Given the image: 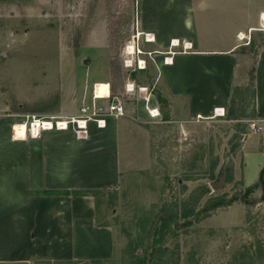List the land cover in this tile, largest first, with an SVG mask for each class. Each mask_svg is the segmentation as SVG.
<instances>
[{
	"label": "rangeland",
	"instance_id": "obj_1",
	"mask_svg": "<svg viewBox=\"0 0 264 264\" xmlns=\"http://www.w3.org/2000/svg\"><path fill=\"white\" fill-rule=\"evenodd\" d=\"M135 2L0 0V126L13 128L21 120L17 116L26 114L76 112L82 91L92 94L93 82L119 87V72L125 84L118 100L126 112L138 105L147 109L157 98L152 89L156 61L143 35L137 37ZM216 18L224 20L226 15ZM216 28L214 37L228 34ZM128 46L134 48L131 54ZM139 60L145 61V69L138 68ZM142 87L147 90L140 91ZM250 110L246 107L245 115ZM161 114L147 123L149 130L123 119L129 125L120 134L119 186L97 194L99 220L114 230L113 256L40 264H130L134 252L141 254L152 243L154 223L169 224L157 236V244L167 250L162 264H264V199L259 192L244 198L241 180V142L251 133L249 123L231 122L227 115L195 122L194 116L177 127L164 123ZM183 130L187 140L182 139ZM219 182L221 188L215 189ZM200 186L209 192L198 210L208 198L222 194L236 201L178 228L194 220L195 215L179 219V214ZM173 215L175 219L161 221Z\"/></svg>",
	"mask_w": 264,
	"mask_h": 264
},
{
	"label": "crops",
	"instance_id": "obj_2",
	"mask_svg": "<svg viewBox=\"0 0 264 264\" xmlns=\"http://www.w3.org/2000/svg\"><path fill=\"white\" fill-rule=\"evenodd\" d=\"M135 13L137 32L154 36L144 37L156 61L157 98L149 107L162 109L164 123L179 127L194 116H212L215 108L228 111L235 88L253 82L255 118L230 121L264 125V44L257 41L264 36V0H136ZM221 13L226 19L216 18ZM213 27L228 31L219 44ZM79 95L76 112L66 115L92 99L88 89ZM129 111L106 117L104 127L90 123L87 137L71 130L15 137L12 124L0 126V264L113 256L114 230L99 220L97 194L119 186L120 134L129 125L123 119L148 130L147 123L157 120L145 106ZM241 162V180L249 187L264 166V130L243 139Z\"/></svg>",
	"mask_w": 264,
	"mask_h": 264
},
{
	"label": "trees",
	"instance_id": "obj_3",
	"mask_svg": "<svg viewBox=\"0 0 264 264\" xmlns=\"http://www.w3.org/2000/svg\"><path fill=\"white\" fill-rule=\"evenodd\" d=\"M251 41V45H252ZM264 44V38L262 39L260 45ZM253 46V45H252ZM254 54H257V51L254 50ZM121 79L119 82V87L116 85L111 84V98L110 100H114L116 97L124 96V75H121L119 72V75L117 76ZM123 80V81H122ZM122 87V88H121ZM121 88V89H120ZM254 84L253 82H250L246 86H240L235 88L231 105L228 108L227 111V118L229 120H242V119H250L255 118L256 112L254 107ZM160 102H163V99L158 97ZM239 102L237 105L236 103ZM251 106V110L249 115L246 114V107ZM245 116H248L244 118ZM209 190L206 186H200L196 188L194 191L191 192L189 199L186 200L185 204L183 205V209L179 214V219H188L190 216L192 217L195 215L194 220L189 219L187 222H183V224L179 225V227H185V226H191L194 222H199L201 219H204L205 217L211 215L214 211H216L219 208L226 207L231 205L234 201H236V198H226L225 194L214 196L208 198L204 206L198 210V206L202 199L208 194ZM260 193L262 199H264V166L261 168L259 172L258 180L251 186L246 187L245 190V196L247 199V196L252 193ZM248 200V199H247ZM246 200V201H247ZM163 219L161 221H165L168 219H175V215L171 216V218H167L165 216L162 217ZM160 222V221H159ZM153 230H151L149 233H152V243L148 246L144 247L141 254H138L137 252H134L133 259L130 261V264H162V255H164L165 252H167L166 248L159 246L157 244V236L159 234H162L166 231V229H169V224H162L160 223L153 225ZM139 245H142L140 243ZM137 244V246H139ZM158 245V246H157ZM136 246V245H135ZM133 248V250H137V246ZM135 250V251H136Z\"/></svg>",
	"mask_w": 264,
	"mask_h": 264
},
{
	"label": "built area",
	"instance_id": "obj_4",
	"mask_svg": "<svg viewBox=\"0 0 264 264\" xmlns=\"http://www.w3.org/2000/svg\"><path fill=\"white\" fill-rule=\"evenodd\" d=\"M261 20L264 22V17L261 15ZM148 35L145 34V40L148 41ZM137 37H140V33L137 32ZM239 38L241 40L245 39V36L240 33ZM250 43V40H248ZM127 48H130L129 46ZM139 50V49H138ZM133 51V50H132ZM129 54L130 50L127 49ZM141 62H144V68H141ZM127 67H131L132 63H126ZM138 68L145 69V61H138ZM109 86V94L104 98H97L95 92V84L93 86L92 99L89 103L84 104L80 107L79 112L76 114L65 115H37V114H26L24 116H17L21 120L13 124V133L16 135V127H25V136L29 135L32 138L39 137L45 131H73L78 137H87L88 136V127L90 123H95L98 127H104L106 125V117L108 116H125L126 110L124 104L119 100H109L111 86ZM128 90L130 89L128 85ZM147 88H140V91H146ZM148 96H145L147 98ZM106 99L108 101L103 102ZM147 111L151 118H160L162 112L157 108L147 107ZM157 113V114H155ZM227 111L224 108H215L212 116L204 117L197 115L195 122H201L204 120L216 119V118H226ZM251 131L254 134H261L264 130V125L260 124L258 120L252 119L248 120ZM182 139L187 140V133L183 130Z\"/></svg>",
	"mask_w": 264,
	"mask_h": 264
},
{
	"label": "bare ground",
	"instance_id": "obj_5",
	"mask_svg": "<svg viewBox=\"0 0 264 264\" xmlns=\"http://www.w3.org/2000/svg\"><path fill=\"white\" fill-rule=\"evenodd\" d=\"M140 36H141V33H140ZM148 41H154L153 34H149L148 35ZM132 49H134V48L133 47H130L129 48L130 53H131ZM143 64H144V62H141V65H142L141 68H144ZM94 93L96 94V97L97 98H104V97H106L109 94V86H108V84L107 83H98V84H96L95 85V92ZM155 114H157V113H155ZM16 130H17V132H16L15 137L25 136V127L17 126L16 127Z\"/></svg>",
	"mask_w": 264,
	"mask_h": 264
},
{
	"label": "water",
	"instance_id": "obj_6",
	"mask_svg": "<svg viewBox=\"0 0 264 264\" xmlns=\"http://www.w3.org/2000/svg\"><path fill=\"white\" fill-rule=\"evenodd\" d=\"M168 111V108H165V110H164V112H167ZM221 183L219 182V183H217V184H214V187H215V189H219V188H221Z\"/></svg>",
	"mask_w": 264,
	"mask_h": 264
}]
</instances>
